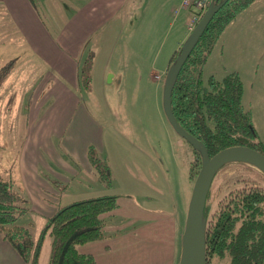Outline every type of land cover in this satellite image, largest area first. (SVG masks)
<instances>
[{"label": "rangeland", "instance_id": "rangeland-1", "mask_svg": "<svg viewBox=\"0 0 264 264\" xmlns=\"http://www.w3.org/2000/svg\"><path fill=\"white\" fill-rule=\"evenodd\" d=\"M182 1L132 0L124 15L86 37L77 76L71 52L63 53L55 73L51 56L58 53L47 58V32L59 42L64 21L40 14L30 21L37 31L25 29L27 21L0 19V66L12 62L0 82V177L27 199L16 224L40 240L35 264L49 262L52 238L48 232L40 238L47 219L60 207L103 195L116 196L118 208L106 218L108 237L82 245L96 264H179L195 155L165 117L163 87L148 76L151 67L162 75L191 33L186 25L195 9ZM106 67L118 74L116 81L108 83ZM233 71L242 83V107L263 141L264 0L226 25L202 67L203 84ZM51 73L58 79L52 84ZM248 182L264 186V177L251 165L228 163L215 175L208 202L215 206L229 187ZM6 256L0 264H15ZM208 264H229V258Z\"/></svg>", "mask_w": 264, "mask_h": 264}, {"label": "trees", "instance_id": "trees-1", "mask_svg": "<svg viewBox=\"0 0 264 264\" xmlns=\"http://www.w3.org/2000/svg\"><path fill=\"white\" fill-rule=\"evenodd\" d=\"M253 1L228 0L213 15L182 65L171 91V109L177 122L204 144L210 156L236 145L250 147L264 155V140L258 139L251 117L241 104L243 88L239 75L228 73L221 81L210 76L207 84L202 80V67L220 34L233 17ZM178 51L179 48L173 52L169 66ZM11 65L9 62L0 66V82ZM89 67L90 61L86 60L83 67L86 78L85 71ZM188 145L195 155L190 171L194 181L201 158L199 152ZM92 149H89L90 161L97 167ZM210 192L211 187L204 208L207 264L213 257L221 260L224 256H228L229 264H263L264 186L248 182L238 189L229 187L215 206L208 202ZM26 202L25 195L14 190L12 182L0 177L1 238L24 262L35 264L40 240H34L29 228L16 224L26 212ZM117 208L114 195L58 208L47 219L40 235L41 238L48 232L52 238L48 264H96L93 255L79 252L78 247L107 238L106 218L114 215Z\"/></svg>", "mask_w": 264, "mask_h": 264}, {"label": "water", "instance_id": "water-1", "mask_svg": "<svg viewBox=\"0 0 264 264\" xmlns=\"http://www.w3.org/2000/svg\"><path fill=\"white\" fill-rule=\"evenodd\" d=\"M227 1L214 0L208 5L186 41L180 46L173 63L168 67L163 83V110L165 117L174 131L197 150L201 158L200 169L195 177L188 202L185 226L181 237L179 264H207V219L204 216V208L212 181L217 172L228 163L240 162L255 167L264 175V155L259 151L244 145H236L224 148L210 156L204 144L180 126L171 109V91L182 65L213 15Z\"/></svg>", "mask_w": 264, "mask_h": 264}, {"label": "crops", "instance_id": "crops-1", "mask_svg": "<svg viewBox=\"0 0 264 264\" xmlns=\"http://www.w3.org/2000/svg\"><path fill=\"white\" fill-rule=\"evenodd\" d=\"M131 1L132 0H0V19L27 21V23H24L25 29L33 28L37 31V25L30 23V21L39 20L40 14L46 16L47 12L48 21H64L65 23L62 26V30L59 32V34H61L59 42L56 39L51 40L47 32V46H45L47 49V58L51 56L50 53H58L55 56H51L54 58L55 73L57 69V62L60 58H62L63 53L71 52L72 56L68 57V60L73 64L71 75L77 76L78 67L76 59L82 50V45L86 37L100 25H104L110 20L116 19L118 15H124L121 13H125V6ZM95 20H98V22L93 23ZM186 27L190 31L188 24ZM67 36L76 38L73 39L72 43H68L66 39ZM36 47L38 48L39 46ZM168 66L165 70H163L162 75L160 76L157 75L155 69L151 67L148 81L152 82L153 79H155L156 83L163 87L164 76ZM105 71V76L108 75V83L118 79V74L113 73L109 67H106ZM57 81L58 79L53 73H51V76L47 77V82H51V84ZM51 88L53 91L55 90V87L51 86ZM47 98L57 99L58 97H56V93H48ZM163 220V217H160L157 221L164 222ZM99 246L107 247L104 242H101ZM83 247L84 246L82 245L78 247L79 252L91 255L93 254L85 252ZM0 249L2 251L0 254L1 260H5L6 263L8 260L6 255H9L15 264H29L24 262L19 257L17 252L3 239H0Z\"/></svg>", "mask_w": 264, "mask_h": 264}, {"label": "built area", "instance_id": "built-area-1", "mask_svg": "<svg viewBox=\"0 0 264 264\" xmlns=\"http://www.w3.org/2000/svg\"><path fill=\"white\" fill-rule=\"evenodd\" d=\"M214 0H183L182 6L184 8L195 9L194 15L190 17L188 21L189 29L191 30L197 21L200 19L203 12L206 10L208 5Z\"/></svg>", "mask_w": 264, "mask_h": 264}, {"label": "flooded vegetation", "instance_id": "flooded-vegetation-1", "mask_svg": "<svg viewBox=\"0 0 264 264\" xmlns=\"http://www.w3.org/2000/svg\"><path fill=\"white\" fill-rule=\"evenodd\" d=\"M206 255H207V253H206Z\"/></svg>", "mask_w": 264, "mask_h": 264}]
</instances>
